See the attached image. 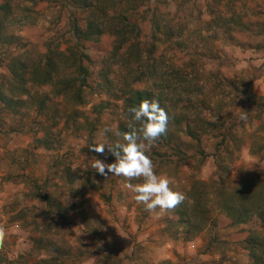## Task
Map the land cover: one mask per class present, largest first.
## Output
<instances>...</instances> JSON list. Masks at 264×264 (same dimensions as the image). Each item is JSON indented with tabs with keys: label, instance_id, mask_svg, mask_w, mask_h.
<instances>
[{
	"label": "rangeland",
	"instance_id": "rangeland-1",
	"mask_svg": "<svg viewBox=\"0 0 264 264\" xmlns=\"http://www.w3.org/2000/svg\"><path fill=\"white\" fill-rule=\"evenodd\" d=\"M119 2L117 10L129 6L143 34L175 29L192 48H161L166 59L176 53L163 71L179 68L192 83L180 82L186 91L178 106L168 104L172 137L146 152L155 173L186 199L149 213L122 177L91 168L96 158L115 160L108 147L119 138L103 129L129 125L120 98L134 77L117 60L107 63L110 87L89 89L83 106L33 82L29 95L10 94L14 56L27 57L32 69L57 46L68 53L79 45L69 18L91 16L64 0H12L14 13L0 16V89L15 101L8 107L0 100V264H264V0ZM85 47L97 64L112 54V38ZM134 86L159 95L152 81ZM101 104L96 123L91 112ZM185 119L193 120L194 137ZM98 143H105L103 155L89 150ZM228 200L252 202L256 211L238 223Z\"/></svg>",
	"mask_w": 264,
	"mask_h": 264
},
{
	"label": "trees",
	"instance_id": "trees-1",
	"mask_svg": "<svg viewBox=\"0 0 264 264\" xmlns=\"http://www.w3.org/2000/svg\"><path fill=\"white\" fill-rule=\"evenodd\" d=\"M64 1L68 2L72 9L82 10L91 14L84 22L80 21L74 14L69 18L71 31L73 36L79 41V45L71 46L68 53L63 52L57 46L56 49L50 50L44 59L35 62L32 69L29 66V62L24 60L27 57L14 56L9 66L10 73L13 76L9 80L14 81V85L10 88V94L19 90L21 94L29 95L32 88L28 84L33 82L35 85L53 86L58 96L66 93L72 95L76 105L83 106L85 104V94L89 89L106 90L110 87L112 81L110 82V67H108L107 63L117 60L119 65L128 67L130 70L129 76L134 77L133 82L123 83V94L122 98H120L124 102L123 114L126 116L128 123L132 122L128 109L132 106H138L142 100H157L166 112L168 111V104L174 107L178 106L183 95L181 93L186 91L184 89L186 88L185 84L191 85L192 83L188 82L189 75L192 74L183 72L179 68L171 72H164L162 64L175 63L177 52H186L188 54L191 52L192 48L186 47L185 41L181 40V33L176 32L175 29H168L164 32L160 30L153 31L150 35L143 34L136 20L137 18L134 17V13L131 14L129 6L125 10H117L116 7L120 4L119 0ZM130 6L132 9L133 6L137 5L133 3ZM13 13L12 0H3L0 3L2 21L6 18L4 15L9 16ZM158 23L161 24L159 20ZM106 36L112 38V54H108L106 59L104 58L102 62L96 64L84 46L87 42H97ZM164 45L175 47L176 53L171 58L166 59L161 53V48ZM150 81H152L153 85H156L159 95L153 92L151 88H146L142 91L135 89L134 85ZM182 81L185 84L180 83ZM189 92H187L188 95ZM173 97H175L174 101ZM176 97L178 98L177 100ZM0 100L5 102L8 107L14 106L13 103L15 101L10 96H7L2 89H0ZM167 101L169 103H166ZM103 108L104 106L101 104L92 109L91 114L97 116L96 123L99 121L101 113H103ZM169 122L170 119H168V124ZM182 122L187 126V135L194 137L193 120L185 119ZM128 130L127 124L121 126L122 132ZM167 131L154 144L164 145L165 139H168V136L172 137ZM217 149L218 153L222 152L223 146H219ZM202 155H204L203 152ZM228 202L230 204L228 213L238 223H242L241 221H243L245 215L256 211V207H252V202L249 204L251 207L246 202H241V206L231 200H228ZM180 209L178 208V211H180L179 217H182H180L181 220L185 219V222H191V216L187 211L185 213V210ZM254 242L257 243L260 240L254 238ZM254 255L257 257L258 253L255 251ZM47 264L62 263L51 260Z\"/></svg>",
	"mask_w": 264,
	"mask_h": 264
},
{
	"label": "clouds",
	"instance_id": "clouds-1",
	"mask_svg": "<svg viewBox=\"0 0 264 264\" xmlns=\"http://www.w3.org/2000/svg\"><path fill=\"white\" fill-rule=\"evenodd\" d=\"M132 117L129 130L121 132L112 127H105L103 132H112L119 139L108 147V152L115 158L114 162L106 163L101 159H94L91 168L101 176L109 174L122 177L125 187L134 194L137 204L144 206L145 211L159 215L174 210L186 199L180 191L170 187V181L164 176H158L154 171L153 161L146 152L167 131L168 113L157 100H142L138 106L128 109ZM242 119L244 117H241ZM138 125V126H137ZM89 150L103 155L105 143L91 145ZM134 180L142 183L133 184ZM5 231L0 228V245L3 244Z\"/></svg>",
	"mask_w": 264,
	"mask_h": 264
}]
</instances>
